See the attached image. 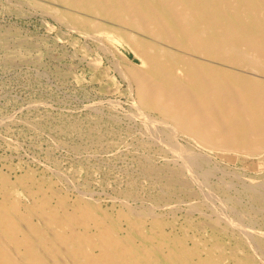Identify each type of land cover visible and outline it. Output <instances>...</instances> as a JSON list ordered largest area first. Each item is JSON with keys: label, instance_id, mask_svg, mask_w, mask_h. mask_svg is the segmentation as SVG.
<instances>
[{"label": "bare ground", "instance_id": "bare-ground-1", "mask_svg": "<svg viewBox=\"0 0 264 264\" xmlns=\"http://www.w3.org/2000/svg\"><path fill=\"white\" fill-rule=\"evenodd\" d=\"M57 1L64 4L65 7L70 8L66 17L75 25L85 28V30L88 28L103 29L106 26L108 28H113V30L115 29L114 31H119L121 38L139 59L137 65L136 63L133 65H126L120 70H123L122 74L126 80H128L129 86L134 92L136 104L142 109L153 110L159 114L160 120L158 121L156 119L158 124L160 123L161 126H164L168 131L171 130L170 132L177 133L178 131L187 135L195 142L204 146L203 148L208 147L217 150H229L246 155L258 156V159L261 158L264 160V0ZM78 12L85 13V15L90 17L80 15ZM106 22L112 25L105 24ZM94 32H96V30ZM97 37L98 36L95 38L98 39ZM110 37L113 38V36ZM100 38L102 39L103 37ZM104 38L106 39V37ZM112 38L111 40L113 41L114 39ZM121 38L120 40H122ZM101 41L102 40L98 42L100 43ZM101 43L103 44V42ZM4 44L2 45L5 47L8 45ZM2 45L1 47H3ZM110 47L108 48L110 49ZM112 47L114 48V46ZM140 112L141 110H139V116L141 114ZM142 117L144 121V115ZM149 117H147V119ZM153 121L150 123L152 127L155 125H153ZM145 127L146 126H144V128ZM156 131H158V129ZM146 132L151 133L149 130ZM164 134L167 136V148L172 146L171 149H173L175 155L181 158V165L183 164L182 166H184V168L193 171V174H189L190 176L195 175V173L197 175V171L200 169L202 161H205V157H203L202 154L199 155L200 152L196 155L191 153L188 148L179 147L178 145L181 143L179 144L177 142L178 144L175 145L171 138L174 136L171 135V133L165 132ZM150 136L154 138L156 133L154 136ZM160 137L157 138V141L160 139V141H164L162 140L163 137ZM173 139H175V137ZM154 141H156V139ZM185 146L187 147V144ZM205 154L206 156L210 155V153L209 155L207 153ZM209 157L211 158V156ZM172 160V162H175L177 159ZM147 163L148 162H146V164ZM153 163L150 165H153ZM156 165L155 167L158 166ZM178 165L181 166L180 164ZM156 169H148L147 171H149L150 174H158L159 171ZM207 171L208 170H206V173ZM222 172L224 173V169H222ZM233 172L236 171L234 170ZM203 173L205 172H202V175ZM208 173H210V171ZM174 174L176 175V173L171 172L168 184H176V180L173 176ZM19 175L20 176L15 178L14 182L10 180V178L8 180L5 176H1L0 178V264H254L253 255L250 253L246 252L244 255H238L237 253H227L224 251L226 245L225 242L218 237L219 228L217 226L218 219L216 217L217 220H213L215 224L209 225L212 229L209 242L201 244L198 239L200 243L196 242L197 240L192 239L193 233L191 235L192 245H189L187 244L185 236L170 235V232L166 230V222L161 217L157 216V214H150V216L146 218L145 213L140 214L141 210L138 211L132 208L131 204L130 207H126V204H124L127 210H119L116 215H112L106 210L101 209L97 204L83 198V195L82 197H76V199L70 203L64 196L53 188L51 189L50 186L52 185L47 186L51 189L49 193V191L46 192L43 189V185L32 184L28 176L21 175V173ZM37 175L39 174L37 173ZM46 175L44 176L48 178ZM198 175L201 176V173H198ZM236 175L235 173V176ZM180 176H182V174ZM195 176L191 178L194 179ZM257 176H259V174ZM183 177L187 178L186 175H183ZM240 178L243 179L242 176ZM48 179H50V177ZM53 179L55 180V178ZM141 179L143 180L144 178ZM138 180L136 181L138 182ZM194 181L196 180L194 179ZM221 181L222 180H220V182ZM248 181H250L249 178ZM198 182L200 183L199 180ZM181 183L179 182V184ZM257 183L259 185L252 186L254 191L250 190L252 191V201L254 200L257 203L256 205L260 207H257V209L261 211V208L264 209V194H262L261 191L258 193L259 189L256 188H259L258 186L261 185L264 190V183ZM15 184L21 185L24 195H26L28 199H31V202L29 204L26 203V206L21 205L22 202H18L17 199H15L16 195L14 192L17 189ZM140 184L141 183L138 185ZM217 184L218 183L214 185ZM150 185L148 186L149 189ZM182 185L185 186L186 184L182 183L181 186ZM228 185L229 184L226 186ZM201 187L199 188L200 190ZM72 188L74 187L72 186L71 189ZM18 189L20 188L18 187ZM62 189L63 188H61V190ZM205 190H207V188ZM78 192L82 194L79 190ZM86 192L87 191H85V193ZM89 194H92V192H89ZM67 195L68 194H66V196ZM213 195L215 196L216 194ZM94 196L96 197V195ZM112 196H110V199ZM144 196L146 197V195ZM114 197L116 198V196ZM210 198L214 199V197ZM141 199L142 198H140V200ZM205 199L204 201H206ZM216 199L221 201L219 198ZM216 199H214V201ZM119 200L121 201L120 198ZM126 202H128V200H125V203ZM145 204H147V202ZM223 204L227 206L226 203ZM167 205L168 207L170 206L169 204ZM174 205L173 203L172 206ZM212 205L213 204H211V206ZM158 206L160 207V204ZM158 206L157 208H159ZM175 207L176 209L178 208L177 206ZM226 208L227 207H225V209ZM144 212L150 213L145 211V209ZM191 213H193V211ZM254 213L255 212H253V214ZM220 215L221 214L217 217H220ZM226 217L227 215H225V218ZM146 221H149L148 228L145 225ZM231 221L232 218L226 222V227L231 226L229 223ZM235 221L238 223L236 219L231 223L234 225ZM122 222H124V226L121 224ZM200 222L202 223V221H199V223ZM240 222L239 224H242L243 221ZM233 227L236 226L234 225ZM246 227L250 226L245 225L244 228H239L240 230L237 228L234 230L240 231L239 235L237 234V245L251 247L252 250L254 248L264 256V236H256L257 234H253L255 232H251L253 229L249 231ZM258 227L259 226L256 228ZM184 228L185 227H183V230ZM199 229L201 230V228ZM225 230L226 229H224V232ZM188 238H190V235ZM235 244H233V246ZM263 262L261 261V263Z\"/></svg>", "mask_w": 264, "mask_h": 264}, {"label": "rangeland", "instance_id": "rangeland-1", "mask_svg": "<svg viewBox=\"0 0 264 264\" xmlns=\"http://www.w3.org/2000/svg\"><path fill=\"white\" fill-rule=\"evenodd\" d=\"M69 11V7H65L64 4L57 0H0V41L3 39L0 44L2 45L5 42L4 45L8 44V47L6 46L8 49L0 45V170H2L0 171V178L5 176L8 180L10 178L14 182L15 178L20 176L19 174L21 173V175L28 176L29 181L31 180L30 183L43 185V189L46 192L49 191L50 193L53 188L70 203L76 197H82L83 195V198L97 204L101 209L112 215H116L119 210H127L126 207H130L131 204L132 208L138 211L141 210L140 214L145 213L146 218L150 214H157L166 222V230L170 232V235L185 236L189 245H192V239H198L201 244L208 243L212 235V229L209 225H214L213 220L217 218L218 237L226 245L224 251L237 253L238 255H244L247 252L253 255L254 264H263L264 256L261 252L256 251L253 247L252 250L251 247L238 246L236 242H238L237 237L240 233L239 228L242 229L245 225L250 226L246 227L249 231L256 229L251 231L252 233L255 232L253 233L254 235L264 236V209L261 208V211L257 209V207H260L256 205L257 203L254 200L252 201L251 194V190L254 191L253 185H257V182H260V184L264 183V178H262L264 177V160L258 159V156L229 150L203 148L204 146L187 135L178 131L177 133L170 132L171 130L168 131L160 123L158 124L160 120L159 114L153 110L142 109L136 104L134 92L129 86L128 80L122 74L123 70H120L126 65H133L134 63L137 65L139 59L121 38L119 31H114L115 29L113 30V28L106 26L103 29L88 28L86 31L85 28L75 25L66 17ZM78 13L85 15V13ZM85 16L90 17L88 15ZM105 24L112 25L108 22ZM95 30L96 32H94ZM96 33L100 34L97 35ZM94 34L98 36L99 40L95 38ZM110 36H113V38ZM100 37L103 38L101 39ZM104 37H106L107 41ZM111 38L114 40L112 41ZM100 40H102L103 44L98 42ZM106 46L111 47L109 49ZM138 108L141 110L140 116ZM143 115L145 117L144 121L142 120L144 119ZM151 119L152 121L154 120L153 125H155L153 127L150 124L152 123ZM153 128L158 129V131ZM148 130L151 133L146 132ZM160 131L171 133L175 137V139L171 137L175 145L181 143L182 145H178L179 147L188 148L191 153L196 155L200 152L199 155L202 154L205 157L200 169L205 170L201 171L198 169L197 175L195 173L196 176H190L193 171L184 168L183 164L181 165V158L175 155L173 149H171L172 146L167 148V136ZM155 133L158 137L154 136ZM150 135H153L154 138ZM159 135L163 137L162 140L165 142L160 141L161 139L157 141V138L160 137ZM155 139L156 141H154ZM186 144L187 147L185 146ZM204 152L208 155L210 153L209 156L211 158L206 156ZM171 158L177 160L172 162ZM146 162H148V165ZM151 163L153 165H150ZM21 167L27 168L26 171L24 168L23 171ZM148 169H156L159 173L150 174L147 171ZM222 169H224V173ZM206 170H208L207 173L210 171L212 175L210 173L207 174ZM234 170L236 172H233ZM171 172L176 173V175H173L176 184L174 183L173 185L168 184ZM202 172L205 173L202 175ZM198 173H201V176ZM235 173L237 174L236 176ZM145 174L151 177H146ZM179 174H182V176ZM258 174L259 176H257ZM44 175L48 176V178L50 177V179ZM183 175H186L187 178L183 177ZM193 176H195L194 179L196 181L192 179ZM141 178L144 179L142 180ZM248 178L250 181H248ZM181 181L186 185L181 186ZM139 183L141 184L138 185ZM216 183L220 186L218 184V187L214 185ZM226 183L230 186H226ZM15 185L17 189L18 187L20 188L18 191L16 189L17 192L20 191L19 193L14 192L17 196V198L15 196V199L18 202L21 201V205L26 206V203L29 204L31 199L24 195L21 185ZM47 186H50L51 189ZM72 186L74 188L77 187L82 194H79L77 188L71 189ZM200 187L201 190L199 189ZM258 187L256 188L259 189L258 193L261 191L264 194L262 186ZM61 188L63 189L61 190ZM206 188L207 190H205ZM85 191L88 193L86 192V194ZM89 192H92V194H89ZM66 194L68 195L66 196ZM213 194L216 195L214 196ZM236 194L240 195L237 196ZM110 196L113 198L116 196V198L113 199L111 197L110 199ZM208 196L214 197V199L219 198L221 201L218 199L214 201ZM140 198H142V201ZM95 200L99 201L96 202ZM125 200H128V202L125 203ZM144 200L147 204H145ZM173 203L175 204L174 206H172ZM196 203L200 205L198 206ZM221 203H226L227 206ZM124 204H126V207ZM159 204L160 207L158 206ZM167 204L171 207H168ZM211 204L213 205L211 206ZM228 205L231 206L229 207ZM175 206L178 208L176 209ZM225 207L227 208L225 209ZM144 209L150 213L144 212ZM192 211L193 213H191ZM253 212L255 213L253 214ZM219 214L224 217L221 215L217 217ZM225 215H227L226 218ZM230 217L232 218V223L234 219L238 221V223L235 221L234 225L236 227H233L234 225L231 222L229 223L232 228L231 226L226 227V222L231 220ZM187 219L190 221L188 222ZM196 220L202 221V223ZM224 220L227 221L225 222ZM239 220L243 221L242 224H239L241 223ZM121 224L123 225L124 222ZM145 225L146 227L149 226V221H146ZM242 225L244 226L241 227ZM257 226L259 227L256 228ZM183 227H185L184 230L186 232ZM197 228H201V230ZM236 228L239 230L234 231ZM224 229H226L225 232ZM193 233L194 235H192ZM189 235L190 238H188ZM198 240L196 242L200 243ZM233 244L235 245L233 246Z\"/></svg>", "mask_w": 264, "mask_h": 264}]
</instances>
